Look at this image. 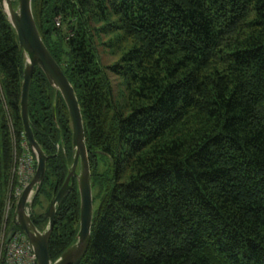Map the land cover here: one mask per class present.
I'll return each instance as SVG.
<instances>
[{"label": "trees", "instance_id": "obj_1", "mask_svg": "<svg viewBox=\"0 0 264 264\" xmlns=\"http://www.w3.org/2000/svg\"><path fill=\"white\" fill-rule=\"evenodd\" d=\"M33 11L83 113L98 207L81 264H264V0H33ZM25 62L0 7V246L27 141ZM29 111L49 157L32 212L44 230L75 150L67 104L39 68ZM80 221L76 181L54 261Z\"/></svg>", "mask_w": 264, "mask_h": 264}, {"label": "water", "instance_id": "obj_2", "mask_svg": "<svg viewBox=\"0 0 264 264\" xmlns=\"http://www.w3.org/2000/svg\"><path fill=\"white\" fill-rule=\"evenodd\" d=\"M15 2L16 0H0V7L14 28L26 57L21 116L25 137L36 158V171L32 181L25 187L17 201L14 226L8 231L6 241H10L19 228L26 233L37 255L38 264H81L91 245L95 213L92 173L83 113L74 86L50 52L38 29L33 11V0H17V6H15ZM36 68L45 73L52 87L61 93L67 104L72 122L75 150L74 162L67 179L45 213V218L49 223L44 230L38 229L32 220L34 202L44 185L49 158L36 139L29 111L30 91ZM53 114L56 118V105H54ZM76 181L81 198V221L77 242L54 261L50 253V241L56 223L57 209Z\"/></svg>", "mask_w": 264, "mask_h": 264}, {"label": "built area", "instance_id": "obj_3", "mask_svg": "<svg viewBox=\"0 0 264 264\" xmlns=\"http://www.w3.org/2000/svg\"><path fill=\"white\" fill-rule=\"evenodd\" d=\"M56 24L61 26V18H57ZM22 156L16 157V172L18 185L15 196L18 201L25 187L32 181L36 171V158L31 151L28 142L23 144ZM7 233L3 235L0 247V264H38L37 255L26 235L22 230H17L10 241H6ZM3 249V250H2Z\"/></svg>", "mask_w": 264, "mask_h": 264}, {"label": "rangeland", "instance_id": "obj_4", "mask_svg": "<svg viewBox=\"0 0 264 264\" xmlns=\"http://www.w3.org/2000/svg\"><path fill=\"white\" fill-rule=\"evenodd\" d=\"M61 20H62V18H61ZM61 26H62V24H61ZM60 26V27H61ZM22 154L23 153H21V154H19V156H22ZM17 155H18V153L16 154V157H17ZM80 169V166L78 167V170ZM14 175L16 176V178H17V182L19 181L18 180V175H17V172H16V158H15V168H14ZM17 185H18V183H17ZM15 192H16V187L14 188V190H13V196L16 198V196H15ZM11 206L9 205V206H7V210H6V219L9 217V212H10V210H9V208H10ZM97 207H98V202L96 201V202H94V209L96 210L97 209ZM8 220V219H7ZM1 247V246H0ZM3 250V249H2Z\"/></svg>", "mask_w": 264, "mask_h": 264}]
</instances>
